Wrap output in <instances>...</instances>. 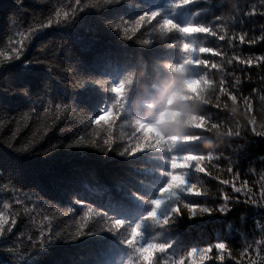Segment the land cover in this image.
Instances as JSON below:
<instances>
[{"label":"trees","instance_id":"1","mask_svg":"<svg viewBox=\"0 0 264 264\" xmlns=\"http://www.w3.org/2000/svg\"><path fill=\"white\" fill-rule=\"evenodd\" d=\"M72 2L73 0H22L21 4H17L16 0H0V51L11 53L16 42L23 40L26 45L25 55L30 59L39 57L49 60L54 77H59L67 86L66 90L61 86L57 92L53 79L49 81L53 91L48 96H44V88L34 90V96L36 91L44 96L45 106L49 99L53 101L52 111L43 122L51 123L56 113V104L61 107L71 104L75 109L72 115L67 112L59 114L56 127L41 142L43 148L37 154L13 153L0 144V212L9 221L15 216L17 223L13 226V232L17 235L25 232V237L22 238L25 241L29 234L35 238L39 227L46 223L44 217L54 215L58 231L63 229L66 236L75 234L76 225L67 214L72 205L54 198L53 192L57 183L72 179L94 208L102 205L109 215L125 221L117 233L118 241L130 235L127 231L129 228L140 224L141 242L170 244L171 247L160 255V264H165L166 260L171 264L174 258H179L192 248L221 241L228 245L232 256L226 255L224 260L212 259L207 264H248V260L241 258L239 253L247 244L264 239V202L247 203L243 192L235 193L231 183L224 185L221 181H233V176L227 172V168L231 166L234 172L239 173L234 181L237 187L242 180H247L249 187L255 185L258 195L259 187L264 184V135L251 132L249 123L254 118L257 132H264V59H261L264 57V39H261L264 36V0H194L192 4L180 8L175 7L171 0H132L133 6L125 10V20L132 19L145 10L159 9L162 15L170 16L179 25L211 23L218 35H225L224 40L204 34H197L195 39L200 46L215 48L221 53L220 56H213L212 53L200 56L202 59L211 57L221 65L219 69H210L206 74L216 83L220 102L227 104L229 108L217 109L215 103L205 106V111L212 114V122L224 125L220 130V138L206 129L198 130L213 140L211 146L206 147L197 139L179 142L171 149H145L137 153L138 159L131 167L121 164L119 160L106 159L99 149L67 150L62 146L80 135H84L86 139L92 138L96 128L95 125L88 126L89 120L95 119V115L83 105L73 102L69 96L76 95L88 82H92L93 87L101 93L97 97L99 107L111 106L115 94L108 90L113 83H119L131 75L132 83L125 93L122 110L126 108L136 114H144L148 102H155L160 106L166 99L165 86L174 79L167 65L178 62L183 56L182 48L176 45L183 43L184 34L173 32L161 36L158 32H152L149 27L143 36L138 34L131 41H124L122 36L115 34V30L109 31L100 24L93 14L86 16L81 21L83 26L74 30L54 25L37 33L30 40L25 39L30 25H35L38 21L46 22L52 9L68 10L67 5ZM85 2L103 5V0ZM104 15L108 23L119 22L111 19L114 16L111 10H105ZM245 33L246 39L254 38L257 42L241 44L235 37ZM77 36L82 38L83 43L91 42L94 37L96 40L88 52H82ZM140 40L150 43L142 44ZM97 58L117 62L119 70L105 74L100 69H91L86 73L77 63L78 59H83L91 64ZM23 59L21 57V60L9 63L4 70H0V88L16 84L11 73L16 72L19 67H30L22 65ZM245 59H252L253 64L244 65L242 61ZM31 67L38 72L45 71L41 65ZM193 70L197 75L205 74L198 66H193ZM221 83L237 96L235 104L238 111L235 114L229 110L233 104L231 97L218 92ZM244 98H248L253 105L251 112L246 110ZM131 103L135 110L131 109ZM31 106V101H27L19 93L11 94L7 102L0 105V124L4 126L0 138L10 135L9 128L12 125L7 123L8 118H19ZM38 111L42 112L43 108H38ZM120 115L123 116V112ZM31 123L30 121V127ZM99 131L101 137L107 138L103 129ZM230 131L239 132V135H229ZM112 133L114 139H123L129 134L128 127L119 117ZM54 144L58 146L47 151ZM188 152L206 157L202 161L205 173H197L195 169L187 171L188 182L196 183L204 194L185 192L180 198L184 203H198L216 210L202 212L198 209L196 216H190L184 210V216H176L172 223L161 225L148 216L153 207L150 201L158 197L160 188L167 183L170 157ZM230 160L234 163L230 164ZM17 173L22 174L23 179L13 180L10 184L9 179ZM5 184H8V189H3ZM13 184L19 191H11ZM37 191H41L40 197L34 195ZM225 195L233 200L225 201ZM29 196L32 200H50L53 206L38 204L34 208L33 203L27 199ZM16 199L23 200L24 205L33 210L25 213L24 207L15 203ZM222 203H228L226 211L219 210ZM6 204L8 207H5ZM172 205V201L162 205L158 217L168 215ZM60 212L66 215L61 216ZM121 246L123 250L126 249L128 257L133 254L131 248ZM46 247L47 252L44 249H33L26 255L27 244H23L21 253L17 254L12 264H92L107 254L93 239L81 238L75 243L57 241ZM0 251H3V245H0ZM261 257H264V251H261L259 257L252 252L251 258L257 264H264Z\"/></svg>","mask_w":264,"mask_h":264},{"label":"snow or ice","instance_id":"2","mask_svg":"<svg viewBox=\"0 0 264 264\" xmlns=\"http://www.w3.org/2000/svg\"><path fill=\"white\" fill-rule=\"evenodd\" d=\"M194 0H173L174 6L177 8L190 5ZM17 4H21L22 0H16ZM132 0H103V5L99 4H89L85 0H73L72 3L67 5V9L55 8L50 10L51 14L47 16L46 22L38 21L35 25H30L26 30L25 39H31L36 36L37 33L42 32L45 29L51 28L52 26H63L65 28L76 29L82 27L81 21L84 20L86 16L95 15L100 24H102L109 31L115 30L117 36H122L124 41H131L134 36H143L148 28L151 27L152 32H158L161 36L180 32L184 34L183 43H192L196 41L195 37L197 34H204V36L212 35L218 37L219 40H224L225 35H218L217 31L211 26V23L206 24H193L182 26L175 22L170 16L162 15L161 10H145L138 15H134L132 19L125 20V10L133 6ZM111 10L114 16L111 17L113 21L118 20L119 22L108 23L104 11ZM251 15L252 13H247ZM166 21H172L175 27L171 29H166L163 27ZM129 25L131 27H129ZM196 28L198 31L186 32V28ZM264 27V26H262ZM87 30V29H86ZM246 33L235 37L238 41L243 43L254 44L256 39H246ZM235 36V34H234ZM78 42H81L82 52H88L92 45L95 43L96 37L89 43H83L82 38L76 37ZM264 39V36L261 37ZM142 44H149L150 41L140 40ZM177 44L176 46L182 45ZM26 45L23 40L17 41L16 46L11 49V53H4L0 51V70H4L5 66L9 63L21 60L24 57L22 65H29L30 67L24 68L19 67L16 72L11 73L16 84H10L8 87L0 88V105H4L9 96L13 93H19L27 101H31V107L28 112H24L17 118L16 116H11L8 118L7 123L12 125L9 128L10 135L4 138H0V144L7 150H11L13 153H23V154H37L41 148H43L42 141H45L47 134L56 127V122L60 118L59 114L61 112H67V114L72 115L75 113L71 104H64L61 107L60 104H56V113L51 123L45 124L43 121L52 111V99L48 100L47 105H44V96H48L53 88L49 86L50 80H55L56 90L60 91L61 86H64L65 90L67 86L64 85V81L60 80L59 77H54L52 71L51 62L47 59H42L39 57L29 58L25 55ZM206 51L194 54L192 56L193 60H199V63L194 64L198 66L202 72H208L210 69H219L221 67L213 58L202 59L200 54L212 53L213 56H220L221 53L215 48L206 47ZM184 55H188L184 53ZM239 60V57L236 58ZM264 59V57H261ZM8 62V63H5ZM77 63L84 69L87 73L91 69H100L103 73L107 74L109 72H115L119 70V64L111 59L101 58L94 59L91 64L83 59H78ZM244 65L253 64L252 59H245L242 61ZM41 65L44 67V72H38L31 66ZM132 80V76H128L126 79L121 80L119 83H113L112 87L108 90L114 93L115 100L111 106L105 105L104 107H99V100L97 97L101 94L97 89L93 87L92 82H88L86 86L83 87L82 91L78 92L74 96H69V98L77 103L78 105H83L85 108L89 109L95 119L89 120V125H95L96 128L92 133V138L86 139L84 135H80L75 138L72 142L62 144V146L67 150H86V149H99L103 156L108 160H119L121 164L128 165L129 167L134 165L135 160L138 159L137 153L143 152L145 149H159L168 148L171 149L177 143H167V144H156L154 142L144 141L139 134L129 133L126 138H113L112 129L115 125L116 119L119 117L123 120V116L120 115L122 112V104L125 94L118 91L122 86H126ZM123 82V83H121ZM44 88V96H41L38 91L34 90ZM218 92L224 96H230L231 100L236 101L237 96L232 94L230 90L221 83L218 86ZM264 99V98H262ZM244 104L247 111L251 112L253 105L249 102L248 98H244ZM215 108L221 109L225 108L226 104H222L219 100L214 104ZM42 107L43 111H38V108ZM2 110V109H0ZM31 127L29 126V122ZM251 125V132L258 135H264V132H257L255 126V119L249 121ZM4 126L0 124V133L3 132ZM100 129H103L107 133V138H103L100 135ZM63 131V129H60ZM229 135H239V132H229ZM198 138H193L190 141H195ZM189 142V141H188ZM58 145H52L47 151L55 149ZM194 157V159H191ZM211 158V157H207ZM206 157L199 153L188 152L184 155H172L169 159V170L166 173L168 179L167 183L160 188L159 195L157 198L152 199L150 203L152 204V209L148 213V216L153 218L157 223L161 225H167L174 221L176 216H184V210H187L190 216H196L197 210L202 212H211L216 209H210L208 207L201 206L198 203H184V200L180 198L181 194L202 193L196 183H189L187 180V171L189 169H195L197 173H205V168L202 166V161ZM234 161L230 160V164ZM227 172L233 176V181L227 179L222 180L221 183L228 185L231 183L232 189L235 193H244L245 201L250 204H261L264 202V184H261L258 190V195L255 191V185L252 187L248 186L247 180H242L240 186L237 187L234 182L239 176V173L234 172L233 167H228ZM23 179L22 174L17 173L14 177L9 179V183L12 184L13 180L21 181ZM218 179V177H217ZM3 189H8V184L2 186ZM39 188V185H37ZM11 191L13 193L19 191V189L13 184ZM43 191V189H41ZM41 191L34 193L37 197H40ZM54 198H59L60 200L72 205L68 209V215L71 216L72 222L76 225L75 234L64 235V230L56 229L54 224L55 216H45L44 223L39 227L38 233L35 235H27L26 241L22 238L25 237V232L17 233L13 232V226L16 225L17 220L15 216L9 219L5 216L3 212H0V245H3V251H0V264H12L13 260L17 258V254L21 253L20 249L23 244H27L25 249L26 255H28L33 249H44L45 252L48 251V245L63 241L65 243H75L81 238L93 239L99 243L106 253L115 254L120 245L127 246L133 250V254L128 258L127 264H160L159 257L161 254L165 253L166 250L171 247L170 244H162L156 242L143 243L140 241V224H137L134 228H129L127 231L130 235L123 240H117V233L124 225L125 221L117 219L115 216L109 215L105 211L104 206L99 205L94 208L93 204L88 202V199L84 197L83 192L79 190L76 182L72 179L62 180L56 184L53 189ZM137 195H139L137 193ZM29 201L33 203L35 208L38 204H44L48 207H52V202L50 200L46 201L43 198L39 200H32V197H27ZM239 199V197H236ZM225 201L233 200L232 197L228 195L224 196ZM169 201L173 202L171 206V211L168 215L163 218L158 217V211L162 205H165ZM15 203L24 207L25 213H30L33 209L27 208L24 205V201L16 199ZM182 205V207H181ZM228 203H222L219 207L220 211L227 210ZM5 207H8L6 204ZM154 213V214H153ZM61 216L66 215L64 212L59 213ZM8 225L7 227L5 225ZM11 234V235H10ZM11 241V242H9ZM255 245V246H253ZM251 249V251H250ZM215 250V252H214ZM261 251H264V239L259 241H254L253 244H247V246L239 253V256L243 259L248 260V264H257L255 259H252V252L256 256H260ZM232 256L229 247L224 242H218L214 244H209L204 247L192 248L185 252L179 258H174L171 264H207L209 260L219 259L224 260L225 257ZM236 259V257H232ZM264 259V257H261ZM92 264H119L118 260L114 259H97L92 262ZM168 264V261H165Z\"/></svg>","mask_w":264,"mask_h":264},{"label":"clouds","instance_id":"3","mask_svg":"<svg viewBox=\"0 0 264 264\" xmlns=\"http://www.w3.org/2000/svg\"><path fill=\"white\" fill-rule=\"evenodd\" d=\"M163 27L171 29L175 25L172 21H166ZM198 30L190 27L184 31ZM178 47L182 48L183 56L178 62L167 65L174 79L165 86L164 102L160 106H157L155 102H148L144 114H136L125 108L122 110L123 122L128 127L129 133L139 134L147 142L167 144L188 142L198 138L208 147L212 145L213 140L203 131L198 130L206 129L220 138L222 136L220 130L224 125L213 123L212 114L205 111L206 105H213L220 98L216 83L206 73L197 75L193 70L194 64L200 61L193 60L192 56L207 49L200 46L197 41L184 43ZM131 83L132 80L126 88L122 86L118 91L125 94ZM232 101L233 104L229 110L235 114L238 108L235 101ZM225 108L229 106L226 104Z\"/></svg>","mask_w":264,"mask_h":264}]
</instances>
